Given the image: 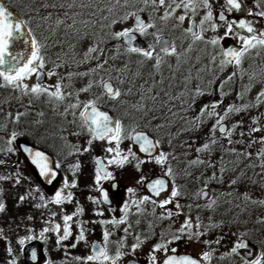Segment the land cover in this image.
<instances>
[{
  "label": "rangeland",
  "instance_id": "obj_1",
  "mask_svg": "<svg viewBox=\"0 0 264 264\" xmlns=\"http://www.w3.org/2000/svg\"><path fill=\"white\" fill-rule=\"evenodd\" d=\"M104 0H97V3H102ZM54 0H48L47 2H42L36 4L34 6L24 5L21 7V15L24 19L29 20L30 24L34 29L36 28L37 35L35 38L42 44L45 45L43 49V55L45 56V67L43 69L45 73L44 80L40 83L44 86H54L58 80L63 78L62 83L68 85L64 89L65 93L72 92L73 95L66 99L69 102H76L77 96L76 93L80 88H83L87 85L89 80H95L97 82L101 81L103 78L104 80L111 76L113 81L117 87H120L122 90L127 91L129 87H132V95L122 96L120 104L123 102L125 109L122 110L123 115V125L126 128H131L133 126H144L143 121L140 118L139 112L133 110L132 105L137 102L139 96L136 94L138 90L143 91L147 89L149 86L153 84L155 81V85L159 84V81L162 79L161 77L163 74H166L167 71L172 69L173 72V81L170 83L173 86V95L178 93L179 89H183L186 86L192 85L191 81H188L187 84L185 82V77L189 76V70L191 71L192 66L198 70V84L200 87L205 86H219L221 81L226 79L228 76L223 75L216 81V77L219 75L221 69L219 67V62L221 57L218 55L220 50V45L213 47L210 44H206L204 41H198L196 43H192V41H185L187 38L185 30L187 29V25L189 19L191 17L196 18L197 22L199 23L200 19L206 14L208 11L207 9L201 6L195 15L189 13L185 16V20L183 23H180L176 17L183 15L184 10L182 8L177 9L174 15L168 20H161L160 17L164 15V8H158L156 10L153 9L151 5L146 6L143 3V0H133L136 9L143 8L145 13L148 16V22L154 23L156 25L155 28L149 29V33L159 31L160 35H167L171 38L172 41L175 42L177 51L182 53L179 62L175 57H167V62L162 64L159 71L153 68V64L155 60L145 61L143 66L147 67L141 69L140 71H144L142 75H134L135 73L132 70H128L127 72H123L122 78L125 79V84L121 85L115 79L116 77L120 76V73L114 72L112 70L121 69V66L124 62L120 61L119 57H125L123 53L119 56L117 48L112 49H105V53L102 54V59L107 60V64H105V69L107 71H99L98 73H92L88 76H79L75 75L76 73H83L87 72L89 69L94 68L97 64L95 59H89L87 62H84V53L87 51L90 45H95L100 41L99 47L103 49L105 44V40L107 44H112L120 40H116L112 37V33L115 31H120L124 28H131V21L132 17H130L126 21H119L117 23L111 24L106 27L104 22L101 20V17L98 18L103 12H98L95 16H90L86 13L85 9L81 10L79 8L74 9L73 11L81 12L82 15L77 19H88L95 22L94 26H89L87 29V36L81 38V36L72 35L71 32L68 33L67 38L66 36V29L64 26H61L60 29L56 31V34H53V28L55 27V18L56 14L59 12L61 14V18H64L62 15V11L60 9H53L51 7H44V5L52 4ZM247 3V2H246ZM209 4L211 5V11L213 13V20L208 22L204 25V28L207 29L203 32V36L205 41L212 39L213 37L223 36L221 32L222 25L215 20V15L219 8H223L224 5L222 4L221 0H209ZM249 5V10L253 12H259V8L262 6L258 3L251 1ZM259 5L260 7H257ZM103 8V6H100ZM95 8V5H94ZM18 9V8H17ZM16 9V10H17ZM18 11V10H17ZM49 13L53 14L51 21H46L43 17L48 16ZM31 17V18H30ZM98 18L97 20H95ZM264 18V17H263ZM66 23H71V20H67ZM216 23L217 30L214 32L211 30L210 24ZM77 28L81 29V33L83 34L84 28L83 25L77 23ZM99 29V30H98ZM261 30H264V19ZM105 31L107 33L103 34ZM104 35V36H103ZM104 37V38H103ZM147 41V45L149 43L155 42V37L151 34L147 36H143ZM105 39V40H104ZM110 39L111 42L109 41ZM116 40V41H115ZM121 44V42H120ZM192 44L191 50H188V45ZM71 45H75L74 48L70 47ZM122 45V44H121ZM123 48L125 46L122 45ZM147 47V46H146ZM159 48H157V52ZM264 55V50H260ZM116 53V54H115ZM93 55H101L99 52L94 53ZM110 55H112L114 62L110 59ZM216 55L215 63H212V56ZM143 58L136 55L130 60L135 67L141 66L138 61L142 60ZM193 60V62H192ZM179 63V64H178ZM57 64L61 66L57 67ZM171 65V66H170ZM245 67V59L242 64V70L244 71ZM226 69L229 72V75L236 71L233 66H228ZM264 70V67L260 70H255L253 73L256 74L257 78L251 85V90L247 92L243 101L237 100L236 93L243 91V86L249 84V80L247 76H243L240 80L229 81L225 86V91L229 92L227 96V103L225 106H220L219 111L223 112V110L230 104L236 103H248L249 101H255V97L257 93L264 88V78H261V71ZM49 71H54L56 75L49 77L47 73ZM141 72V73H142ZM245 72V71H244ZM69 73H72L71 77L69 78ZM247 73V72H246ZM253 73H247L249 75ZM239 76V75H238ZM161 78V79H160ZM201 80V81H200ZM215 81V82H214ZM210 82L212 84H210ZM2 83V81H0ZM24 83L28 85H32L37 83L35 79V75H33L30 79L24 81ZM100 85L99 83L94 84ZM144 85V89H140V86ZM51 90H54L52 88ZM33 95H24L19 90H15L12 87H0V124L4 122L3 118L9 117V110L12 109L13 114L10 119L6 120L7 126L14 125L16 126L17 119L21 116L19 114L23 113V104H30ZM46 96V95H42ZM41 97V96H40ZM39 97V98H40ZM48 97H45L43 104L41 105L43 112L42 118L35 120L33 122H40L47 125H52V127L58 123L57 120H53L49 116V112L47 110L48 106ZM91 97L87 95V92H79V100L80 101H88ZM148 107L150 108V100L147 101ZM28 106H24L27 108ZM82 108V105H81ZM81 108L75 110V121H74V128L78 130V134L80 131L83 130V126L78 119L77 115L80 112ZM251 108L247 110L248 112L253 110V114L247 116L244 119L246 114L243 116V121L240 118V113L233 115L228 120V126L231 127L232 123L237 121L244 122L246 125L245 135L241 136L240 133L242 132V126L238 127L235 132L233 133L232 139L235 140H243V144H233L230 147H235L237 152L242 151H249L253 155L251 159H244L243 157L237 159L236 155L232 154H225L220 153L216 155L208 154L207 152L200 153L199 156L201 159L205 161H212L216 164V167H209L207 164L198 165L201 166L199 169V173L196 176L192 186L191 184L188 186L189 191L195 193L197 195L202 189H208L209 194L204 201H198L199 204H196V210L192 209L189 204L181 203L175 198L173 203L166 205L167 210H171L173 213H179L178 215L174 214L169 219H159L161 214L165 212V209H161L158 206L153 205L151 202L142 205L143 212L140 214L136 213V209L134 216L132 217V225L134 227L129 229L130 234L127 235L125 241V247L122 249L123 252L127 253L123 257V259L119 262V264H123L129 258H133L138 261L140 264H147L148 261V253L151 251L154 244L158 243L161 239V233L166 234V238H170L171 234L176 232L177 229L181 227L184 223L185 219L188 218L192 221L194 227L192 229L193 232L200 231L203 234L200 235L198 238L193 237L189 239L187 235L182 236V238L178 241H175L169 246V252H171V248H176V253H188L191 254L198 259L204 252H210L211 260L205 261L210 262L211 264H221V262L228 263V264H242L243 259L240 254L231 253V249L237 245L239 238L246 237L253 243H255L259 249L261 254H264V228H260L257 230L254 223L248 220L255 221L257 223H264V204L260 203H253V201H261L264 200V173L259 166L257 167H246L249 164L259 165L260 161L256 158V152L260 148L259 144H253L250 148L248 147V143L250 141V137L247 135L248 130L250 127H254L256 125H252V118L259 117V124L264 126V105L259 107ZM201 109V107H200ZM199 109V111H200ZM182 111L183 116L187 115L188 117H192V110L191 109H177L172 108V112ZM149 112V111H146ZM247 113V112H246ZM248 114V113H247ZM242 116V115H241ZM151 123L152 125L148 128L155 129V140L159 139L161 141V148L157 149L156 151H160L161 149L167 153V150H177L179 155H181V163L178 165L181 166L183 171L185 168H189L192 165H189V161L192 160L193 156V144L192 140H178L173 137H176L177 134H191L192 131H187L190 127L189 124H185L179 117L173 120L171 124H168V120L164 122L162 120L158 121L157 119L151 118L150 122L146 121L148 125ZM167 124L166 127L158 129L157 125ZM155 126V127H154ZM211 123L209 120L207 123L202 125L198 130L199 134H209V129L211 128ZM52 128H47L44 131L48 132ZM67 131L62 135L59 136L57 139L61 144H63L64 149H76L77 147L80 150L88 148L89 152L91 151H101L107 153L106 157L110 158L111 154L106 152V149L109 147L115 148V142L111 144L107 140H102L100 142L92 141L91 145L88 144L85 136L82 137L80 135L73 136V133ZM16 133H7L4 136L2 135V144L5 145L7 148L9 147L7 141L11 138L12 134ZM39 136V134H38ZM253 137H261L264 136V131L256 132L252 134ZM19 137V134L16 133L15 139L12 141V145L15 143V140ZM190 138V137H189ZM5 140V141H4ZM126 139H123L120 143V150L121 152L125 151L124 148H127L125 145ZM171 141V145L169 144ZM185 141L188 143L186 144ZM124 144V146H123ZM188 144H191V148L188 147ZM226 145L227 142L225 143ZM187 146V149L184 151L182 148ZM221 156L224 157L223 161H221ZM58 158L61 159V156L58 154ZM241 161V164L238 165V162ZM235 162V163H233ZM225 163L226 166L229 167V171L221 172L220 168L223 167L222 164ZM152 165L154 166H161L156 164L152 160ZM240 166V170L242 169V174H239L238 169L236 167ZM83 167V168H82ZM81 169L77 172L78 174H82L88 179L94 178V173L92 170L90 171L89 166L82 165ZM163 167V166H162ZM234 169V170H233ZM154 171L157 170L156 168L153 169ZM213 172L216 173V178L213 179ZM238 172V173H237ZM137 172L130 173V177L125 175H120L118 177L120 182L128 183L129 186H133L132 189L135 190V194L133 195L134 201L138 200L139 198L143 197L141 184L138 183ZM140 175V174H139ZM223 177L224 185L223 187H219L215 185L214 182L218 181V177ZM239 177L236 184H231V180L234 178ZM95 179V178H94ZM85 181V182H87ZM94 185L95 181H91L88 184ZM205 183H207V187L205 188ZM64 182L58 184L54 190L52 196L55 195V192L58 190L63 189L64 193L66 194L65 189L63 188ZM137 185V186H136ZM181 194H184L186 191L185 189L181 188ZM2 195V191L0 192ZM250 197L249 200L244 199V195ZM80 195L78 193H74L72 195V200L69 202L68 207H64L62 204L57 205L52 203L54 206V211L58 214L52 217V214L49 213L47 216V220L44 218H39L38 223L31 221L30 215L25 217V214L21 215L23 212V207L19 208H12L9 207V214L6 212L5 214L3 211H0V241L4 238L5 234L9 231L14 230L15 233L18 235L15 240L14 244L15 247L11 248V253H2V250L8 249L4 246L0 247V264H10V261L13 260L14 254L16 250L22 246L18 243L19 239L22 237L32 236L33 239H37L41 241L44 245V248L47 251V255L49 257L48 264H78V262L74 259L77 256H86L90 253L89 250V243L90 241L96 239L102 242V234L105 228H107L111 233L110 240L113 243L109 244V251L110 253L114 254L116 251V244L114 242L121 239V237L125 236L124 228L128 227V224H122L119 227H114L111 224L101 225L99 223L100 220L97 219L95 216V220H89L88 216L84 215V213L79 215L73 216V220L70 221L72 235L69 237L68 240H64L61 242L60 245L57 244V233L49 231L44 234V237L40 236L41 231L47 227V224L44 220H46L49 224H61L63 226V216L64 215H72L73 210H76L77 206L76 203L79 202ZM169 197V196H168ZM167 197V198H168ZM198 199V196H196ZM209 197L216 199V204L213 208L209 209L206 205L209 202ZM166 198V199H167ZM221 199V200H220ZM224 199L225 203L217 206L218 201H222ZM199 200V199H198ZM0 203H2V197H0ZM125 203L123 199L119 204L115 201L112 207L109 209L111 212H115ZM176 203H179L181 206L179 209L176 208ZM92 204V203H91ZM8 204H5L7 207ZM4 206V209H5ZM9 206V205H8ZM153 208H155V212L153 213ZM5 212V210H4ZM76 211H74L75 213ZM97 212H106L101 210V208H96L95 215ZM148 212V213H147ZM100 216V215H99ZM83 219V221H82ZM105 220L112 219L110 215H107ZM17 220V222H14ZM102 220V219H101ZM139 220V224L136 221ZM199 221L201 227L200 229L195 228V224ZM78 224H82L83 228L85 229V236L86 241H80L77 243L75 248L71 247L73 243H76V236L79 233V226ZM151 225V227H150ZM50 227V226H49ZM59 235H62V228ZM140 235L142 238L147 237L144 239L143 244L136 250L133 254L131 253V245L135 243V236ZM26 240L25 242H27ZM204 241H209L210 243H204ZM217 241H219L217 243ZM228 253V255H226ZM158 259L160 260L163 256V252H159L156 254ZM15 264L19 263V260H16Z\"/></svg>",
  "mask_w": 264,
  "mask_h": 264
},
{
  "label": "snow or ice",
  "instance_id": "obj_2",
  "mask_svg": "<svg viewBox=\"0 0 264 264\" xmlns=\"http://www.w3.org/2000/svg\"><path fill=\"white\" fill-rule=\"evenodd\" d=\"M143 3L148 6L151 5L154 10L158 8H164V15L160 17L161 20L170 19L177 9L182 8L184 10V14L176 17V19L183 23L185 20V16L191 13L195 15L199 8L203 6V8L208 11L206 14L200 19L198 24H191L185 30L187 38H189L192 43H196L198 41H204L206 44H210L213 47L220 44L221 40L229 35H234L238 40L239 47H221L218 55L221 57L219 62V67L221 70L228 66H233L236 71L232 72L226 79L222 80L220 83L221 90V99L219 101H213L210 104H205L201 107L199 113L195 116L188 117L187 115L180 116L179 118L184 121L185 124H189L190 127L186 129L187 131H196L202 125L207 123L208 120H214L211 128L209 129V138L207 141L202 143L201 145L195 148L197 155L196 159L189 161V165H204L207 164L209 167H216V164L212 161H205L200 158L199 154L207 152L209 155L212 151V146L219 143L220 139L226 140L228 145L233 144H243V140H233L232 136L235 130L242 125V121H237L231 124L229 127L226 123L230 119L231 116L239 114L241 112H245L251 108H256L261 105H264V88L257 93L254 102L249 103H240V104H230L228 105L223 112L217 111L220 105L223 103V97L227 95L224 93L222 89L229 82L232 81L235 77L240 75L241 77L247 76L249 80V84L243 86V91L236 93L237 100L243 101L247 92L251 90L252 83L256 80L257 76L255 73L249 75L242 70V64L247 55H249L253 50H264V30H259L254 27L253 21L247 19H239L237 20H227L223 11H221L218 15V20L223 21L226 25L223 36L213 37L210 40L205 41L203 36V32L207 29L204 28V25L213 20V13L211 11V5L209 4V0H143ZM132 4V0H106V10L109 13H114L117 8H128ZM95 5L93 11L89 13L90 16H95L97 12L105 11V8L99 6L97 0H54L52 4H45L44 7H51L53 9H60L62 11V15L64 18H61V14L58 12L55 18V27L53 28V34H56V31L64 26L66 29V36L69 32L72 35L87 36V29L89 26H94L95 22L88 19H77L82 15L81 12L73 11L76 8L81 10L83 9H92ZM224 6L227 7L228 11H241L242 5L240 0H224ZM259 6V5H257ZM143 8H138L135 11H128L123 16L120 17L121 21H126L130 17L134 18V24L131 28H124L120 31H115L112 33V37L116 40H122L123 45L126 46L125 50L129 54H137L143 59L138 61V63L142 66L145 61L155 60L153 64V68L159 71L162 64L166 63L167 57H175L177 62H179L182 53L177 51V47L174 41L164 39L159 31L149 33V29H153L156 27L154 23L146 21L144 18L140 16V12H143ZM256 15L264 17V10L252 13L249 10V16ZM53 17L52 13H49L48 16L43 17L46 21H51ZM104 20H108L107 16L103 17ZM67 20H71V23H66ZM77 23L83 25L84 31L81 33V29L77 28ZM117 23V20L113 18L111 20V24ZM110 26V25H109ZM211 30H217V24H210ZM27 28V23L23 19H19L14 16L13 12L10 11L3 3H0V87H12L15 90L21 91L24 95H33L39 98L42 95H46L50 101H54L57 103L64 102L68 97L73 95L72 92L65 93L64 89L68 87L62 83L63 78L58 80L54 86H44L39 81L43 78V69L45 67V56L43 55V49L45 45H42L33 35L31 30L29 29L27 35L29 39L24 41L30 47V54L25 56L22 52H14L13 47L16 41L21 39L24 29ZM134 33H139L140 36H147L149 34L155 37L154 43H149L147 47H139L136 46L134 41H136L137 37ZM100 41L99 43H102ZM99 43L95 45H90L87 51L84 53V62H87L89 59H95L97 64L94 68L89 69L87 72L76 73L75 75L79 76H88L92 73H98L99 71H107L105 69V64H107V60L102 59L103 49L99 47ZM70 47L74 48L75 45H71ZM157 48L159 51L157 52ZM192 44L188 45V50H191ZM99 52L101 55H93L94 53ZM259 55V51L257 52ZM216 55L212 56V63L216 61ZM61 66L57 64V67ZM171 66V65H170ZM127 68V65H125ZM120 76L115 79L119 84H125V79L123 76V69H116ZM33 75L36 76L37 83L32 84L31 86L24 83L25 80L30 79ZM49 77L56 75L54 71H49L47 73ZM73 75L69 73V78ZM134 75H139V73H135ZM261 78H264V70L261 71ZM112 77L109 76V79L97 82L95 80H89L87 85L83 88H80L76 93L77 99L75 103H69L65 108V112L69 109L73 110V115H75V110L78 108H82L79 112V117L82 121V126L86 127L90 136L88 140V144L91 145L93 140H107L110 144L115 142L116 147H109L106 149V152L113 153V156L108 160V164H116L117 166H123L125 163L129 162L130 158L133 160H137V169H139L140 165L145 163L144 160H139L136 156V153L132 151L131 148L128 149L127 153H122L120 150V143L123 139H131L135 144L139 145V149L141 152L145 153L151 160H153L156 164L161 165L165 168L163 173L164 177L171 178L173 176V169L169 166L168 161L169 157L172 156L175 159V156L166 153L162 149L160 151H156L161 148V141L159 139L153 140L148 136L147 133L143 131H136L135 128L131 132H126L124 125L120 120H114L107 112L101 111L98 105V101L102 97H107L110 100L119 101L122 96L132 95V87H129L127 91L122 90L120 87H115L112 83ZM192 79L191 75L185 77V82L187 84L188 81ZM99 83L102 87V92L99 96L94 99H90L88 101H80L79 100V92H88L94 84ZM155 81L151 86L147 89H144V85L140 86V89H144L143 91L138 90L137 95L139 99L135 104L132 105L133 110L137 112L144 111H155V105L159 102L162 108H167L172 116H178L179 113L172 112V102L176 100H181V109H185V103L183 102L184 93H180L177 96H171L169 92L161 90L163 95L158 92H154ZM162 83V81L160 82ZM211 83V82H210ZM54 88V90H51ZM192 95L191 99L194 101L196 96H202L206 93L199 85L196 86L194 90H191ZM151 101L153 107L149 108L147 101ZM188 108L191 105H187ZM23 115V113L19 114ZM42 115V113H41ZM252 125H256L254 127H250L247 135L251 138L248 147L250 148L253 144H259L260 148L256 152V158L260 161L259 165L249 164L246 167H257L259 166L264 173V136L261 137H253L252 134L260 131H264V126L259 124V117L252 118ZM172 120H168V124H171ZM167 124L157 125L158 129L166 127ZM217 133L219 136H217ZM241 136H244L245 133L241 132ZM16 133H13L11 138L7 141L9 147L6 149L8 152L13 151L10 147L12 141L15 139ZM187 144L188 142L185 141ZM194 143V141H193ZM171 145V141H169ZM188 147L191 148V144H188ZM223 147V145H221ZM25 151L28 152L29 156L32 159V163L35 164L39 170L40 174L44 177L48 178V183H52V181L56 178L57 173L49 167L48 157L39 151H33L31 148H25ZM75 151L79 152L80 149L77 147ZM83 151H88V148L83 149ZM155 153V155H154ZM225 154L236 155L237 159L243 157L244 159H251L252 153L249 151L237 152L235 147H228L224 149ZM70 155L73 153H69ZM224 157L221 156V161H223ZM3 163V161H0ZM97 168H96V185L97 191L101 193L103 198L102 201L97 200L95 198L89 197L93 201V203H107L108 196L107 193L100 187V182L102 180L112 179V173L107 171L104 164L97 158L96 160ZM235 163V162H233ZM56 168L60 167V164L57 163L55 165ZM69 168L73 171L79 168V163L75 165H69ZM228 169L225 167H221L220 171L225 172ZM234 170V169H233ZM243 175V173H241ZM213 179L216 178V173L213 172ZM8 179V177L0 176V180ZM239 177L231 180V184H236ZM146 177L142 176L138 181L140 184H144ZM20 182L19 178H17L16 183ZM75 180L72 181L71 184L68 183L67 179L64 181L63 188L67 189L69 187H75ZM148 191L152 194V196H160L162 192L167 190V181L164 178H156L149 181L146 184ZM207 187V183H205V188ZM128 192L131 194H135V190L132 188L128 189ZM180 191L178 187L173 184L171 188V194L167 199H163L160 201L153 200L150 196L145 195L139 198L136 201H132V205L136 207V213L140 214L143 212L142 205L151 202L153 205L160 207L161 209H165V212L161 214L159 219H169L174 214L178 215L179 213H173L171 210L166 209V205L173 203L175 198L180 195ZM31 195V194H29ZM197 196L207 197L208 193L205 191H200L197 193ZM27 199L26 196H21L20 200L24 201ZM245 200H249L250 197L247 194L244 195ZM40 200L45 201V197L43 194L40 195ZM72 193L67 192L64 193L63 189L55 192V195L50 199V203H54L57 205H61L65 202H71ZM253 203L264 204V200L261 201H253ZM216 204V199L209 197V202L206 205L207 208L211 209ZM37 208L46 206V204H36ZM181 206L179 203H176V208L179 209ZM4 204L0 203V211H3ZM83 211L82 208L77 206V210L72 215H64L63 216V226L61 224H54L50 227H45L40 236L44 237V234L52 231L56 232L57 235V244L60 245L62 241L68 240L72 235L70 221L73 220V216L81 214ZM123 215L120 218L113 217L110 220H100L99 223L101 225L111 224L114 227H119L122 224L128 223V216L130 214V204L125 202L124 206L120 209ZM155 212V208H153V213ZM53 216L56 214L53 213ZM96 215L102 216V212H97ZM264 222V221H262ZM48 223V222H46ZM139 224V220L136 221ZM80 230L78 235L76 236V243H73L71 247L75 248L77 243L80 241H86L85 229L82 224H78ZM131 225L124 228L125 236L121 237L120 240L114 242L116 244V251L114 254L109 251V244L113 243L110 240L112 233L105 228L102 234V243L94 242L91 245V251L86 256H77L74 259L78 262V264H119V262L123 259L127 253L123 252L122 249L125 247V241L128 234H130L129 229ZM151 227V225H150ZM194 225L192 221L188 218L185 219L184 223L181 225L176 232L171 234L170 238H166L165 233H161V239L158 243L154 244L151 251L148 253V261L147 264H161L157 257V253L163 252L164 258L162 260V264H203L205 261L211 260V253L204 252L199 259H194L187 255L177 256L176 248H171V252L173 255H168L169 246L182 238V236L187 235L189 239L193 237L198 238L203 233L200 231L193 232ZM201 225L197 220L195 224L196 229H200ZM62 228V235H59ZM140 235L135 236V243L131 245V253H135L136 250L143 244L144 239ZM33 239L32 236L22 237L19 239L18 243L20 245H24L25 241H31ZM219 241H217L218 243ZM204 243H210L209 241H204ZM247 245L244 243H238L231 249V253H237L238 248H246ZM9 253H11V248H9ZM228 255V253H226ZM32 259H36V253L33 251ZM10 264H15V260L10 261ZM245 264H264V254L261 256H257L255 259L247 260L245 259Z\"/></svg>",
  "mask_w": 264,
  "mask_h": 264
},
{
  "label": "flooded vegetation",
  "instance_id": "obj_3",
  "mask_svg": "<svg viewBox=\"0 0 264 264\" xmlns=\"http://www.w3.org/2000/svg\"><path fill=\"white\" fill-rule=\"evenodd\" d=\"M251 1L258 3L262 6V9L264 10V0H240V2L245 6V10L239 14L236 15L234 13V11H228L227 7H223V8H219L217 10V13L215 15V20L220 23L222 25V35L224 34L225 31V23L223 21H219L218 20V15L220 11H223L226 19L230 21V17L231 16H236V17H248L249 16V5ZM222 4L224 5V0H221ZM247 2V3H246ZM260 7V6H257ZM259 11H261V7L259 8ZM251 12L254 14L256 12H253L251 10ZM19 13V12H18ZM143 13V12H142ZM20 14V13H19ZM145 14V13H144ZM146 15V14H145ZM252 16H256V15H252ZM147 20H148V16L146 15ZM260 18V28L259 30H261L262 24H263V17L258 16ZM24 19V18H23ZM191 19H194L196 21V24H198L196 18L191 17L189 19V21ZM25 20V19H24ZM189 24V22H188ZM27 26L29 27V25L27 24ZM188 28V25H187ZM29 29L32 32V35L35 37L37 35L36 32V28L35 29H31L29 27ZM162 36V35H161ZM167 36V35H166ZM143 38V36H141ZM169 37V36H168ZM170 38V37H169ZM225 38H231L236 44L239 45L238 40L235 38L234 35H229L228 37ZM224 38V39H225ZM145 40V38H143ZM171 40V38H170ZM146 41V40H145ZM185 41H191L189 38H186ZM222 42V40H221ZM221 42H220V48H221ZM147 43V41H146ZM193 62V60H192ZM179 64V63H178ZM43 71V70H42ZM114 72H117L116 70H112ZM44 72V71H43ZM221 75L225 76H229V72L226 68H224L223 70L220 71ZM189 73L192 77V79L190 80L192 82V85L190 86H186L183 89H179L178 93L176 94H172L173 92V86L170 85V83L173 81V72L172 69H170L169 71L166 72V74H163V76L160 78L161 80L159 81L158 85H155L154 87V92H158L161 95H163V92L161 91L162 89L164 91L169 92V94L171 96H177L180 93H184L183 96V102L185 103V109L188 108L187 105H191L190 108L193 112H192V116H195L197 113H199V109L200 107L204 106L205 104H210L213 101H219L221 99V90H220V85L219 86H205V87H201L206 93H210V94H205L202 96H196L194 101L191 99V95L192 92L191 90H194L198 84V70H196L193 66L191 68V71L189 70ZM44 77H45V73H44ZM36 79V78H35ZM109 79V78H107ZM105 79V80H107ZM162 81V83H160ZM112 83L115 87V81H113L112 79ZM222 91L224 93L229 94V92L225 91V88L222 89ZM102 92V87L100 85H95L93 86L88 92L87 95L91 97V99L96 98L97 96L100 95V93ZM47 96H41L40 98H37L35 96H32V99L30 100L31 103L30 104H23V115H21L16 122V126L14 125H9L7 126L6 124V120L10 119L13 111L12 109L9 110V117H5L3 118L4 122H2L0 124V161H3V163H0V176H5L8 177V179H4V180H0V192L2 191V195L0 193V197H2V203L4 204H8L7 207L5 206V209H3V213L5 214L6 212L9 214L10 216V212H9V207L14 208H21L23 207V212H21L22 214H25L24 216L27 217L28 215H30L31 217V221H34L36 223H38L39 218H44L46 219L47 216L50 214H58L54 211L53 208V204L48 202L50 201V199L53 197L51 194H53V190L54 188L60 184L63 183L65 181V179H67L68 183L71 184L73 180H75L76 182V186L75 187H69L67 189H65L66 193L67 192H71L72 195L74 193H78L80 195L79 197V202L75 204V206H78L80 208L83 209L82 213H84V215L88 216L89 220H95V216H97L98 220H105L104 218L107 215H110L111 218L115 217V218H120L123 213L120 211V209L124 206V204H122L121 207H119L118 210H116L115 212H111L109 209L112 207L113 203L115 201H117V204H119L123 199L125 200V202H128L130 204V214L128 216V225H131V229L133 228L134 224L132 225V217L135 214V209L136 207L134 205H132V201H134V197L133 194L128 192L129 188H133V186H129L128 183H123L120 182L118 177H120V175H125L127 177H130V173H134L137 172V178L138 181L141 179L142 176L146 177L145 182L157 175H163L165 168L162 166H154L152 165V160L147 156L144 155L142 152H140L137 149V146L132 142L131 139H126L125 141V145L127 148L123 147V151L122 153H127L128 149L131 148L132 151L134 153H136V156L139 160H144L145 163L141 164L139 169H137V160H133L130 158L129 162L125 163L122 167L121 166H117L116 164H108V160L113 156V154H111V156H109L110 158H107L106 155L107 153H104L101 151L102 154H100V151H83L80 150L79 152L75 151L74 149H64L63 148V144H61L59 142V140L57 139L59 136L61 137L62 135H64V133H66L67 131H70L68 133V135L70 133H73V136L75 137L78 134V130L74 128V121H75V116L73 115V110L69 109L67 112H65V108L67 107V105L71 102H69V100H65L62 103H57L54 101H50L48 99V106H47V110L49 112V116L50 118H52L53 120H57L56 123L53 127L52 125H47L44 123H40V122H33L35 120H38L40 118H42V116L44 115L43 112H41V105L43 104L44 98ZM227 98H229L227 95H225L223 97V103L220 106H225V104L227 103ZM249 102H253V101H249ZM248 102V103H249ZM73 103V102H72ZM181 100H176L172 102V108H177V109H181ZM98 104L108 108L117 118V120H120L123 123V115H122V110H127L125 109L124 103L122 102L120 104V101H114V100H110L107 97H102L99 101ZM28 106L27 108H24V106ZM150 108L153 107L152 102L150 101L149 104ZM156 110L155 111H149V112H139L140 118L144 123V126H133L131 128H125L126 132H131L134 128L135 130H143L146 131L148 134H150L153 138V140H155V129L152 128H148L149 126H151L152 124L149 123L148 125L146 124V121L150 122L151 118L157 119L158 121L162 120L163 122L165 120H175L177 119V117L183 116L182 111H176L177 113H179L178 116H172L171 113L168 111L167 108H162L159 104V102L156 103L155 105ZM255 110L257 108H254ZM217 111H219V109H217ZM220 112V111H219ZM248 114H247V113ZM42 113V116H41ZM246 114V116L244 117L247 118V116L252 115L253 114V110L248 112H241L240 113V118L243 121V116ZM242 115V116H241ZM78 119L80 120L81 124L82 121L79 117V113L77 115ZM246 121V120H245ZM244 121V122H245ZM209 122L214 123V120H209ZM244 122H242V132L245 133V129H246V125H244ZM227 125H228V121H226ZM52 128L51 130H49L48 132L44 131L47 128ZM155 127V126H154ZM83 130L80 131V135L82 137L85 136L86 141L87 139H90L88 130L86 127H82ZM17 134H19V137L15 140V143L12 145V149L13 151L8 152L6 149L7 147L5 145L2 144V135L4 136L7 133H12L15 132ZM39 134V136H38ZM217 136H219V134L217 133ZM190 137V138H189ZM234 137V136H233ZM175 139H180V140H192V143L194 141V146H193V156H192V160L197 158V153L195 151V148L199 145H201L202 143H204L205 141L208 140L209 138V134H199V130L196 131H192L191 134H177L176 137H173ZM5 141V140H4ZM94 142H100L102 140H93ZM20 142H25L27 144L32 145L33 147L40 149L42 151H44L45 153H47L54 162V168L55 165L57 163L60 164L59 168H56L57 172H58V176L57 179L55 180V182H52V184L48 185L46 183H44L42 180L39 179L38 174L35 172L34 166L27 160L26 156L24 155V153L22 152V150L19 147V143ZM227 141L220 139L219 143L215 144L212 146V151L211 154L212 155H216V154H220V153H224V149L230 147V145H226ZM122 143V142H121ZM87 146H88V141H87ZM221 145H223V147H221ZM124 146V144H123ZM69 153H73V154H69ZM167 153H170L172 155L175 156V159L172 158V156L169 157V161L168 164L169 166L173 169V176L171 178L166 177L171 185L175 184L178 187V190L180 191L181 188L185 189V193L184 194H180L177 197V200H179L181 203H186L189 204V206L196 210V204H199L198 201H204L205 199L201 200L200 197L198 196L197 199V195L195 193H192V191H189L188 186L191 184H193L194 180L196 179V176L199 173V169L201 168V166L198 165H192L189 168H185L183 171L181 166H179L178 164L181 163V155H179V152L177 150L171 151V150H167ZM58 154L61 156V159L58 158ZM155 155V153H154ZM206 155H208V153H206ZM100 157L102 160V163L109 168L110 172L112 173V179L109 180H102L100 182V187L101 188H105L106 192H107V196L110 199V204H104V203H93V201L91 199H89V197L95 198L97 200H100L99 197V191H97V185H96V180L94 179L96 176V158ZM77 162L79 163V168L75 171L71 170L69 168V165H75L77 164ZM241 164V161L238 162V165ZM82 165H88L90 168V171L92 170V172L94 173V178L88 179L85 176H83L82 174H78V170L81 169ZM223 167L227 168L229 171V167L226 166L225 163L222 164ZM83 168V167H82ZM154 168H156L157 170H153ZM240 166L236 167V169H238L239 174L242 173V169L240 170ZM237 172V173H238ZM140 174V175H139ZM17 178H19L20 182L17 184ZM87 181V182H85ZM93 182L95 181L94 185L88 184L89 182ZM218 181L220 182H214L215 185H218L219 187H223L224 182H223V177L219 176L218 177ZM145 184V183H144ZM144 184H141V188L140 190H142L143 196L148 195V192L146 191V189L144 188ZM137 186V185H136ZM202 190H207L208 194H209V190L208 189H202ZM181 193V192H180ZM31 194V195H29ZM43 194V196L45 197V201H41L40 200V195ZM171 194V190L170 192L163 197L160 200L166 199L168 196H170ZM21 196H26L27 199H25L24 201L20 200ZM151 197V196H150ZM152 198V197H151ZM153 200H156L154 198H152ZM160 200H156V201H160ZM101 201V200H100ZM92 203V204H91ZM36 204H46V206L43 207H39L37 208L35 205ZM64 207H68L69 206V202H65L62 204ZM96 208H101V210L106 211L105 213L103 212L102 216L99 215H95V210ZM5 210V212H4ZM77 210V208H76ZM73 210L71 211L72 214L74 213ZM81 213V214H82ZM148 213V212H147ZM56 216V215H55ZM81 215L79 214V217ZM46 217V218H45ZM52 217H54L52 215ZM47 220V219H46ZM46 220H44L45 222H47ZM83 221V219H82ZM14 222H17V220H15ZM47 227L51 226V224L46 223ZM104 227V226H103ZM96 240V239H94ZM39 241V240H38ZM93 241V240H92ZM99 241V240H98ZM41 242V241H40ZM101 242V241H99ZM91 243V241H90ZM89 243V245H90ZM102 243V242H101ZM42 244V248L43 251L45 253V255L47 256V262L45 264H48L49 262V257L47 255V251L44 248L43 243ZM22 248V247H21ZM90 250V248H89ZM172 253V252H170ZM168 253V254H170ZM21 254V251H20ZM164 257V256H163ZM162 257V258H163ZM162 258L159 260L161 261ZM21 259H22V254H21ZM133 258H129L127 260H130ZM126 260V261H127ZM124 261L123 264L126 262ZM244 263V261H243ZM242 263V264H243ZM140 264V263H139Z\"/></svg>",
  "mask_w": 264,
  "mask_h": 264
},
{
  "label": "water",
  "instance_id": "obj_4",
  "mask_svg": "<svg viewBox=\"0 0 264 264\" xmlns=\"http://www.w3.org/2000/svg\"><path fill=\"white\" fill-rule=\"evenodd\" d=\"M0 3H3L10 11H12L15 17H17L19 19H23V17L18 13V11L16 9H14L13 7H11L5 0H0ZM241 5H242V10L241 11H234V13L236 15L241 14L245 10V6L242 3H241ZM139 14H140V16L142 18H144L146 21H148L146 15L144 13L140 12ZM239 19L251 20V21H253L254 27H256L258 29L260 28V25L261 24H260V18L258 16H248V17L231 16L230 17V21L231 20H237L238 21ZM193 23L196 24V21L194 19H191L189 21L188 27H190L191 24H193ZM133 24H134V18H132L131 27L133 26ZM28 30H29V27L27 26V28L24 29V31H23V34L21 36V39L18 40V41H16V43H15V45L13 47V51L14 52H22L25 56H27V55L30 54V47H29V45L27 43H24V41H27L29 39V36L27 35ZM134 35L137 37L136 41H134V43L136 44V46H139V47H146L147 46L146 41L140 36L139 33H134ZM162 37L164 39L170 40V38L168 36H166V35H162ZM120 42L123 45L122 40H120ZM233 46L234 47H239V45L236 44L231 38H225L221 42V47H233ZM35 78H36V76H35ZM43 80H44V75H43L42 80L39 81V82H42ZM36 81H37V79H36ZM99 107H100V110L101 111L107 112L114 120H117L116 116L108 108L103 107L101 105H99ZM137 131H143V130H137ZM143 132L147 133L146 131H143ZM148 136L150 138H152V136L150 134H148ZM135 145L137 146V149L140 151L139 145H137V144H135ZM19 147L22 150V152L24 153V155L26 156L27 160L34 166V169L36 168L35 169V172L38 174L39 179L42 180L44 183L50 185L52 183H48V178L47 177H44V176H42L40 174L39 168L35 164L32 163V159L29 156L28 152L25 151V148H31L33 151H39V152L44 153L48 157L49 167L52 168L57 173L56 178L52 181V182H55V180L57 179V176H58V172H57L56 168H54L53 159L47 153H45L44 151H42L40 149H37V148L33 147L30 144H27L25 142H20L19 143ZM143 154L146 155L145 153H143ZM97 158L102 162V160H101L100 157H97ZM97 158H96V160H97ZM96 168H97V163H96ZM106 169H107V171L110 172L109 168L106 167ZM161 177L164 178L167 181V190L165 192H162L160 196H152V194L148 191V189L146 187V184L149 181L153 180V179L161 178ZM144 188L146 189V191L148 192V194L152 198H154L156 200H160V199H162L163 197H165L170 192V190L172 188V185H171L170 181L166 177H164L163 175H157V176H154V177L148 179L145 182V184H144ZM102 189L106 192V189L105 188H102ZM201 191H205V192L208 193L207 190H201ZM99 197H100V200L102 201L103 198H102L100 192H99ZM205 198L206 197H200L201 200H203ZM110 202L111 201H110V199L108 197V202L107 203L102 202V203H104V204H110ZM94 242H99V241L98 240L91 241V243L89 245L90 251H91V245ZM241 242L244 243V244H246L247 247L246 248H238L237 249V252L240 254V256L242 257V259L244 260V263L243 264H245V259H247L249 261L252 260V259H255L259 255L260 249H259V247L255 243H253L252 241H250L246 237L239 238L237 244L238 243H241ZM33 251H35V253H36V259L35 260L32 259V253H33ZM21 254H22L23 264H45L47 262V256L45 255V253L43 251L42 244L37 239H32L31 241L25 242V244L22 245ZM168 255H173V253H170ZM175 255H177V256L187 255V256H190V257H192L194 259H198L197 257H195V256H193L191 254H188V253H175ZM163 258H162V260H163ZM162 260L160 261L161 264H162ZM124 264H139V262L136 261L135 259H130V260H127ZM203 264H211V263L210 262H203Z\"/></svg>",
  "mask_w": 264,
  "mask_h": 264
},
{
  "label": "trees",
  "instance_id": "obj_5",
  "mask_svg": "<svg viewBox=\"0 0 264 264\" xmlns=\"http://www.w3.org/2000/svg\"><path fill=\"white\" fill-rule=\"evenodd\" d=\"M11 7H13L14 9H17L18 12L20 13L21 15V7H24V5H27V7L29 6H34L36 4H39V3H42V2H47L48 0H5ZM99 6H103V8H105V12H103L99 17H101V20L105 23L104 25L107 27L109 25V23H111V20L113 18H116L120 21V17L123 16L126 12L128 11H135L136 10V7L134 5V2L132 0V4H130V6L128 8H117L114 13H109L107 12L106 10V0H104L102 3L99 4ZM94 10V6L92 9H85L86 13L89 14L91 11ZM98 13V12H97ZM96 13V14H97ZM22 16V15H21ZM104 16H107L108 17V20H104L103 17ZM31 18V17H30ZM98 18H96L95 20H97ZM26 23L28 24L30 21L29 20H26ZM29 27L31 29H34L30 24H28ZM99 30V29H98ZM107 33V31H105L103 34ZM104 36V35H103ZM104 38V37H103ZM105 40V39H104ZM112 39H110L109 41L111 42ZM116 41V40H115ZM105 44L103 46V53H105V49H116L118 50V54L119 56L123 53L124 55H126L124 58L123 57H119L120 61L124 62V64L121 66V69L124 70V72H127L128 70H132L134 73H139V75H142L143 72L147 69V67L145 66H134L132 63H130V60L135 57L137 54H129L126 52L125 48L122 47V45L120 44L119 41L113 43L112 44H107L106 43V40L104 41ZM259 51V55H257V52ZM116 54V53H115ZM110 60L112 62H114L113 60V57L112 55H110ZM125 65H127V68H125ZM264 67V55L262 54V52L260 50H253L249 55H247L245 57V67H244V71L247 72V73H253L255 70H260L261 68ZM144 69V71H140L141 69ZM142 72V73H141ZM220 77H222L221 75V72L219 73V75L216 77V81L218 79H220ZM242 77L239 75L237 77H235V80H240ZM201 81V80H200ZM215 82V81H214ZM212 84V83H210ZM185 149H187V146H184L182 148V150L184 151ZM221 200V199H220ZM218 201V204L217 206H220L222 204L225 203L224 199H222V201ZM248 221H251L254 223L255 227L257 228V230H259L260 228H264V223H257L255 221H252V220H248ZM105 227V225H103ZM134 227V226H133ZM18 235L15 233L14 230L12 231H9L5 234L4 238L2 239V241H0V247L4 246L8 249H5L2 250V253H9V248L12 246V247H15L16 244H14V240L15 238L17 237ZM22 247V246H21ZM21 247L19 248V250H16L15 251V254H14V257H13V260H19V263L23 264V261L21 259V254H20V251H21ZM214 264V263H213ZM217 264V263H216ZM221 264H228V263H224V262H221Z\"/></svg>",
  "mask_w": 264,
  "mask_h": 264
}]
</instances>
